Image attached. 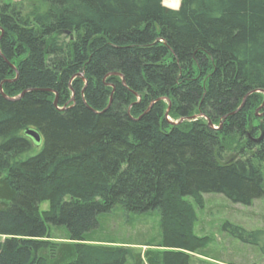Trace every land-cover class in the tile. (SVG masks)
<instances>
[{
	"label": "trees",
	"instance_id": "obj_1",
	"mask_svg": "<svg viewBox=\"0 0 264 264\" xmlns=\"http://www.w3.org/2000/svg\"><path fill=\"white\" fill-rule=\"evenodd\" d=\"M43 1L0 0V264H208L189 199L264 197V0ZM113 212L164 249L93 244Z\"/></svg>",
	"mask_w": 264,
	"mask_h": 264
},
{
	"label": "rangeland",
	"instance_id": "obj_2",
	"mask_svg": "<svg viewBox=\"0 0 264 264\" xmlns=\"http://www.w3.org/2000/svg\"><path fill=\"white\" fill-rule=\"evenodd\" d=\"M2 1L14 5L23 14L31 13L33 9L43 11L45 7L43 0ZM163 4L170 8H176L166 5L165 0H163ZM61 37L66 39L65 34ZM257 114H259L258 116L262 115L260 111H257ZM42 145L43 142L35 149L39 150ZM240 157V147H236V145L223 153L224 162L233 161ZM203 199V206H198L189 199L194 204L198 215L195 232L200 237L206 236L209 239L206 248L203 250L204 255L194 252L193 257L208 264H264V197L255 199L250 205L233 203L222 195L212 193L204 194ZM49 208L50 203L47 201L40 205L42 211H47ZM135 216L113 212L111 216L104 217L99 230L94 232V236L100 239H112L114 243L94 242L93 244L121 246L131 253L140 251L142 254L150 249H164L163 247L139 243L140 240H145L147 244H155L159 241L158 215L150 213L142 217ZM236 227L241 228L239 232L244 235V238L239 236L240 233L235 235L230 232L232 228ZM53 234L56 235L53 241H66L57 238L58 231H54ZM251 234L255 235L256 240L253 241Z\"/></svg>",
	"mask_w": 264,
	"mask_h": 264
},
{
	"label": "water",
	"instance_id": "obj_3",
	"mask_svg": "<svg viewBox=\"0 0 264 264\" xmlns=\"http://www.w3.org/2000/svg\"><path fill=\"white\" fill-rule=\"evenodd\" d=\"M0 90L2 91V85H0ZM24 93H25V91L21 95H19V97L23 96ZM56 102H57V98L55 100V103ZM243 105H244V102H243L242 106ZM262 106H264V102H263V105ZM260 109H261V107L257 111H259ZM175 123H177V122H175ZM208 125L211 126V127H213L212 126V122L210 120H208ZM214 128H216V127H214ZM25 134L28 135V136H30L35 141V143L37 145H39L42 142V136H41V134L37 130H35V129H27L25 131Z\"/></svg>",
	"mask_w": 264,
	"mask_h": 264
},
{
	"label": "bare ground",
	"instance_id": "obj_4",
	"mask_svg": "<svg viewBox=\"0 0 264 264\" xmlns=\"http://www.w3.org/2000/svg\"><path fill=\"white\" fill-rule=\"evenodd\" d=\"M176 2H177V0H165L166 5H169L171 7H175Z\"/></svg>",
	"mask_w": 264,
	"mask_h": 264
},
{
	"label": "clouds",
	"instance_id": "obj_5",
	"mask_svg": "<svg viewBox=\"0 0 264 264\" xmlns=\"http://www.w3.org/2000/svg\"><path fill=\"white\" fill-rule=\"evenodd\" d=\"M179 4H180V0H177L176 5H175L176 10H179Z\"/></svg>",
	"mask_w": 264,
	"mask_h": 264
}]
</instances>
